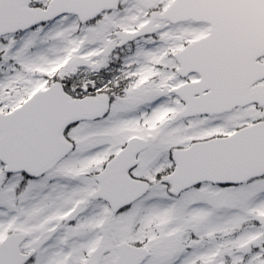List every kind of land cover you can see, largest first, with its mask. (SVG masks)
Masks as SVG:
<instances>
[{
	"label": "snow or ice",
	"instance_id": "obj_1",
	"mask_svg": "<svg viewBox=\"0 0 264 264\" xmlns=\"http://www.w3.org/2000/svg\"><path fill=\"white\" fill-rule=\"evenodd\" d=\"M0 264H264V0H0Z\"/></svg>",
	"mask_w": 264,
	"mask_h": 264
}]
</instances>
